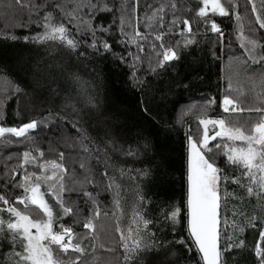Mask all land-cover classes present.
<instances>
[{"label":"snow or ice","instance_id":"obj_1","mask_svg":"<svg viewBox=\"0 0 264 264\" xmlns=\"http://www.w3.org/2000/svg\"><path fill=\"white\" fill-rule=\"evenodd\" d=\"M202 7L196 12L198 22H202L206 27L210 24V31L218 34L220 41L223 40L224 33L215 20L209 17V12L214 16L227 17L229 9L221 0H200ZM251 3V11L255 14V22L261 29H264V0H260V6L257 7L254 0H248ZM233 4V0H228ZM51 6L54 10L58 9L62 17L57 19L52 11H45L44 15L30 23L37 24L42 31L35 35L17 37L16 35H4L3 38L12 41L22 39L25 43L34 45L59 44L69 54H75L81 62H88L93 56H104L106 53H112V44L105 39V36L111 35L115 21H111L105 26L104 21H98L97 17L102 13H113L114 8L109 7L104 0H78L71 12L66 10V5L56 3L55 0H43V3H33L29 6V13L32 11L39 13L41 9ZM171 9L173 18L167 25V32L156 31L154 23H158L159 28L165 27L164 17L165 8ZM87 13L83 14V10ZM120 12L119 33L124 39L116 41L117 43L128 45L135 44L137 52H128L127 56L131 59L128 67L132 69V84L142 93L141 103L146 105L141 110L145 113L149 111L147 105L151 104L153 96L162 90L153 83L152 77L162 79L169 71H175L174 62L181 59V47L187 51L194 45H198L197 35L199 30L193 33L192 26L187 19L182 21L184 30L179 33L184 37L183 43L176 41H166V36L173 35V27L181 22V18L176 15L180 9L177 4L171 2L167 5L161 3L154 9L150 16L146 17L147 33H141L138 28L132 25L131 20L126 15V5L121 3L116 9ZM68 18V23H73L77 33L81 36L91 37L89 43L87 39H80L75 36L72 30L63 22ZM241 17L237 14L236 20L239 25ZM95 22V25H94ZM126 25L133 27L132 33H126ZM17 27H30V24H18ZM240 47L244 50L246 59L240 57H231L230 65L233 60L239 62L245 72L252 68V65H259L255 77L249 79L258 80L264 87V45H261L257 39L248 38L243 35L242 26ZM206 34V33H205ZM153 37L149 40V37ZM145 42L149 47L148 55L142 59L141 53L145 52ZM156 42H159L157 45ZM83 47V51L80 49ZM159 48V50H157ZM47 50V49H46ZM90 50V51H89ZM52 51H55L53 48ZM152 53H155L156 59H152ZM210 54L215 59V51L210 49ZM115 56L116 54L113 53ZM118 59L125 60V56L120 55ZM249 61L251 63H249ZM144 63L147 64L145 76L137 75V71ZM197 59L192 61V76L187 82L181 80L176 83L177 87L185 89L191 88L197 81L201 80L197 73ZM33 77L36 72H40L39 63H37ZM0 71H5L0 69ZM71 82L79 89V94L85 96L86 106L99 111L95 102V97L86 95L81 77L78 73H70ZM5 83L10 81L4 78ZM39 86V80H36ZM172 84H169L171 87ZM238 91L233 88L232 77H227V87L224 89L221 101L223 113H256L258 119L255 121H245L240 123L227 118L213 119L207 114L212 106L216 104L215 97L206 100L201 105H190L187 111L196 109L199 113V125L202 126V133L197 129L196 139L193 134L186 132L188 145L187 160V200H186V221L187 233L190 242L181 238L168 239V235L176 236V225L181 216V209L172 206L168 209H162L159 215L154 219H147L142 210L145 197L139 195L137 205L132 209L131 219L126 229L120 227V221L117 219L116 232L120 233L119 246L123 248L122 264H181L186 254H198L197 264H226L225 255L236 249L244 248V241L239 239V233H242L245 227H256V216L247 217L245 212L238 206H234L232 219L230 220L223 209L227 207L226 201L234 199L241 204L245 202L246 197H255L257 206L261 210V221L264 223V94L257 93L255 101L260 106L243 107V100L234 98L231 94ZM23 95L29 98L28 110H34V94L26 93L18 85L11 86V95ZM53 95H58L57 90H52ZM242 95V94H240ZM10 99L8 88L0 90V121L5 118V106ZM50 99V98H49ZM163 99V94L161 95ZM65 103L61 105V110L48 109V115L39 120L31 119L30 122L22 123L19 126L4 127L0 126V137L6 134L16 138H22L29 144L36 146L38 139L30 133L38 128L61 130L66 124H70L76 130V137H66L61 131V139L65 146L76 147L80 149V168L83 173L78 176L75 169L70 170L65 166V153L60 152L57 160L45 159V152L35 147L33 150H26L22 154V159L17 169H13L11 176L6 172L4 185L7 190L19 188L22 195L16 197L15 202H10L5 195H0V202L4 205L0 207V214L6 213L7 219L0 215V249L5 244L11 246L7 258L12 260V264H88L86 259L87 246L85 240L95 239L94 236L81 235L75 233L72 227H66L62 223L64 217H77L74 223H79L80 209L73 207L70 197L73 192H82L85 204H91L94 215L83 223V228L92 230L94 228L93 219L99 215L98 199L96 196L86 190V186L92 183V169L90 161L95 158L99 164L101 159L107 158L104 153L101 156L102 149H99L96 140L87 134L84 127L86 117L89 114L77 109L72 102L71 95L64 96ZM43 103V102H41ZM71 111H64L65 109ZM186 114V113H185ZM16 115L19 116V99H17ZM105 136H111L110 130H105ZM210 147V142L217 141ZM114 140V138H112ZM105 142L104 138H100ZM11 143V141H5ZM143 147L147 150L151 147L150 141L145 138L142 141ZM52 143L49 141V151H52ZM95 153V156L93 154ZM128 156H137L139 150L128 149L125 153ZM223 157L224 166L217 164V160ZM38 169L39 171H29L28 168ZM107 169V166H106ZM23 173L20 175V173ZM123 175V171L121 172ZM19 175V179L16 176ZM103 176H108L107 170ZM110 179L106 190L117 189L113 206L120 216L123 215V208L119 196V185ZM79 185V188L77 187ZM233 185L234 190L229 193L228 186ZM243 192L245 195H240ZM67 197V198H66ZM50 200L52 201L50 203ZM24 206L21 210L16 205ZM243 217L244 222L238 220ZM155 229L153 231L152 229ZM231 229V235L228 234ZM259 240L264 242V227L259 231ZM257 242L255 245V255L259 264H264V247ZM177 246L179 250H177ZM95 264V261L92 262Z\"/></svg>","mask_w":264,"mask_h":264},{"label":"trees","instance_id":"obj_2","mask_svg":"<svg viewBox=\"0 0 264 264\" xmlns=\"http://www.w3.org/2000/svg\"><path fill=\"white\" fill-rule=\"evenodd\" d=\"M236 6L230 8L229 16H214L209 12V17L215 20L224 33L223 40L220 41L219 35L210 31V24L206 27L202 22H198L196 12L201 6L200 0H104L109 7L114 8L113 13H102L97 17L98 21H104L105 26L111 21H115L111 35L105 36V39L112 44V53H106L104 56H93L88 62H81L75 54H69L59 44L34 45L25 43L22 39L12 41L4 39L6 35H16L24 37L35 35L42 31L35 21L44 15L45 11H52L54 17L61 19L62 14L58 9L49 6L41 9L39 13L32 11L29 13V6L33 3L40 4L43 0H0V90L8 88L9 102L5 106V118L0 121V125L19 126L22 123L30 122L31 119L39 120L43 116L48 115V109L60 111L61 105L65 103L64 96L71 95L72 102L77 109L89 114L86 117L84 127L87 134L96 140V146L102 149L101 156L107 154V158H102L97 164L95 158L90 161L92 169V183L86 186V190L91 192L98 199L99 215L95 216L93 223L95 229L105 230L106 235L102 237L104 243L99 246L97 237L90 232L95 239L85 240L87 246L86 255L97 253L101 264H122L123 248L119 246L120 233L116 232L117 219L120 221V227L126 229L132 215L133 207L137 206V198L139 195L145 197L142 209L147 219H154L159 215L162 209H168L172 206L181 209V216L178 218L176 225V236L168 235V239L179 240L181 238L190 242L187 233L186 221V200H187V154L188 145L186 132L192 133L195 123L188 119L181 120L180 112L184 105L193 99H211L215 97L216 104L212 106L208 112V116L216 119L223 117L220 107L222 101V92L227 84V76L230 73L232 80L234 78V86L236 94L234 98L243 100L242 106L252 107L260 106L255 101L256 85L258 80L249 79L255 77L259 65H252L251 74L244 76V73H237L239 67L238 62L234 60L230 65L227 59L233 57V54H244V50L240 47L238 36L242 31L243 35L248 38L257 39L261 45H264V29H261L255 22V14L251 11V3L248 0H236ZM56 3L66 5V10L71 12L78 0H55ZM95 3L96 0H93ZM174 2L180 9L176 13L181 18V22L173 27V35L166 36V41H171L174 45L176 41L183 43L184 37L179 33L184 30L182 21L187 19L192 26L193 33L199 30L197 35L198 45L192 46L191 49L185 51L180 49L181 59L174 62L175 71H169L162 79L153 80L162 92L154 94L150 105H147L149 111L143 112L141 109L146 105L141 103L142 93L138 88H134L131 80L132 69L128 67L131 59L127 56L128 52H137L135 44L117 43L116 41L124 39L119 33V17L120 12L117 11L124 3L126 5V15L131 20L132 25L138 28L141 33H147L146 17L150 16L152 11L160 6ZM257 7L260 6V0H255ZM235 8V9H234ZM87 13V9L83 10V14ZM165 27L159 28L158 23H154L153 27L156 31L167 32V25L171 22L173 14L170 8H165ZM237 14L241 17L238 22ZM63 22L72 30L73 34L80 39H87L91 42V37L81 36L77 33L73 23H68V18H64ZM18 24H30V27H17ZM95 25V22H94ZM126 33H132L133 27L126 25ZM206 33V34H205ZM153 37H149L152 40ZM157 45L159 42H156ZM55 51H52V49ZM47 49V50H46ZM210 49L215 51L219 59L213 58ZM83 51V47L80 49ZM159 50V48L157 49ZM90 51V50H89ZM113 53L116 55L114 56ZM149 53V47L145 42V52L141 53L142 59ZM125 56V60L121 61L118 56ZM197 59L196 67L199 69L198 75L202 77L191 88L177 87L176 83L187 80L192 76V61ZM246 59L245 55H242ZM152 59L155 60V53H152ZM223 59H226L223 63ZM39 63L40 72H36L35 79L33 72ZM249 63H251L249 61ZM147 64L144 63L137 71V75L144 77ZM240 70V68H239ZM241 72V71H240ZM70 73H78L81 77L83 88L86 95L95 97L99 111L86 106L85 96L79 94V89L74 85L70 78ZM234 74V75H233ZM5 77L10 83H5ZM237 77V78H236ZM39 80V86L36 80ZM172 84L169 87V84ZM18 85L24 89L26 93L34 94V110H28L29 98L23 95H11V86ZM240 87H244L241 91ZM260 92L264 89L261 85L258 87ZM52 90H57L58 95H53ZM163 94V99L161 95ZM242 94V95H240ZM50 98V99H49ZM17 99H19V116L16 115ZM43 102V103H41ZM64 111H71L65 109ZM195 115L199 116L197 112ZM232 120L233 116L230 117ZM236 121L243 123L249 121L251 117L247 111L239 116H235ZM187 120V121H186ZM235 121V120H234ZM196 125L202 133V126L199 125V119L195 121ZM105 130H110L111 136H105ZM61 131L63 135L69 138L76 137V130L70 124H66L61 130L37 129L30 135L35 136L39 144L33 146L22 138H16L8 134L0 137V195H5L10 202H15L16 197L22 195L19 188H9L6 190L4 185L8 183L5 180V173L11 176L12 170L17 169L22 159V154L26 150H33L36 154L35 147L45 152V159L57 160L60 152L65 153V166L70 170L75 169L78 176L83 173L80 168V149L76 147L65 146L61 139ZM103 137L105 142H101ZM114 138V140L112 139ZM147 138L151 143L149 149L143 147L142 141ZM52 143V151H49V141ZM11 141V143H5ZM128 149L139 150V154L135 157L126 155ZM55 153L56 156H55ZM95 156V153L93 154ZM223 160L218 161V165L223 167ZM107 166V169H106ZM29 171H39L38 169L28 168ZM107 170L108 176H103ZM123 171V175L121 172ZM23 173L21 172L20 175ZM119 185V196L123 208V215L120 216L113 206L117 189L106 190V186L110 183V179ZM19 179V175L16 176ZM79 188V185H77ZM233 185L228 186V192L234 190ZM240 195H245L240 192ZM67 198V197H66ZM73 207L78 206L80 215L79 223H74L77 217H64L62 223L66 227H72L74 230L83 231V223L94 215L92 205L85 204L82 192H73L70 197ZM52 201L50 200V203ZM227 207L223 212L229 218L232 217L234 206L240 207L247 217L256 216V227H245L244 248L236 249V264H259V260L255 255L254 246L259 240V231L263 225L260 217L261 210L257 206L255 197L245 199L241 204L234 199H228ZM4 205L0 202V207ZM21 210L23 205H16ZM6 214V213H3ZM106 216V217H103ZM239 219L241 222H244ZM87 230V229H86ZM155 231V229H152ZM88 235V234H87ZM88 235V236H91ZM260 242V241H259ZM264 247V242H260ZM180 246H177L179 250ZM230 253H227L229 255ZM92 259L93 257L90 256ZM226 259V255L224 257ZM199 260L198 254H186L185 259L181 260V264H197ZM100 261V262H101Z\"/></svg>","mask_w":264,"mask_h":264},{"label":"rangeland","instance_id":"obj_3","mask_svg":"<svg viewBox=\"0 0 264 264\" xmlns=\"http://www.w3.org/2000/svg\"><path fill=\"white\" fill-rule=\"evenodd\" d=\"M221 2L222 3H224L225 4V6L229 9V11H230V8H233L234 6H236V3H237V1L236 0H233V4H229L228 3V0H221ZM254 2H255V0H254ZM203 5H202V3H201V6L200 7H202ZM235 9V8H234ZM240 36V35H239ZM238 36V37H239ZM238 42L241 44V41H240V39H238ZM242 55H244V54H242ZM242 55L241 54H233V57H242ZM230 56H229V58L227 59V61H228V63H229V61H230ZM226 59H223V63H224V61H225ZM241 60H244L243 58H241ZM233 62H234V60H233ZM232 62V63H233ZM237 62V61H236ZM232 63H231V65H232ZM230 64V63H229ZM238 65H239V67H238V69H237V73L235 72L234 74H239V73H244L243 75L244 76H246L247 74H251L250 73V70H248L247 72H245L244 70H243V68L240 66V64H239V62H238ZM239 68H240V70H239ZM241 71V72H240ZM233 74V75H234ZM230 76V73L228 74V76L227 77H229ZM237 78V77H236ZM225 82H227V81H225ZM234 83H235V81H234V78H233V80H232V84H233V88L235 89V86H234ZM260 85V84H259ZM259 85H256V94L257 93H262V94H264V89L260 92V90L261 89H259L258 87H259ZM227 87V84L224 86V88H223V92H224V89ZM240 89H241V91H244L245 89H244V87H240ZM223 92H222V95H223ZM236 94V92L235 91H233L232 92V94L231 95H235ZM206 100L205 99H193V100H191L188 104H186V105H184L185 107H183L182 108V110H181V112H180V116L182 115L183 117L181 118L180 117V119L181 120H184V119H188V121L190 122V124L192 123V120L194 119V123H195V127H194V129H193V131H192V133L191 134H193V138L194 139H196V133H197V129L199 128V126L198 125H196V120H198L199 119V116L198 115H195L198 111L196 110V109H193L192 111H187L188 110V107L190 106V105H193V104H195V105H201V104H203L204 102H205ZM186 113V114H185ZM222 114H223V117H221V118H227V119H231L230 117H232L233 116V119L236 121V118H235V116H239V115H241L242 113H229V114H226V113H223V111H222ZM249 116L251 117V119L249 120V121H255V120H257L258 119V115L256 114V113H249ZM232 120V119H231ZM187 121V120H186ZM0 126H4V125H0ZM4 127H10V126H4ZM217 142H219V138L217 139V141H214L212 144H210V147L211 146H214V144L215 143H217ZM56 154L57 153H55V156H56ZM222 159V157H220L218 160H217V164H218V161L219 160H221ZM138 206V205H137ZM0 215H2L3 216V218L4 219H7L8 217H7V214H0ZM103 217H106V216H103ZM230 220L232 219V217L231 218H229ZM239 219H242V217H238V220ZM244 220V219H243ZM94 225H95V223H93ZM262 227H264V223H263V225L261 226V228ZM74 230V229H73ZM101 231V236H100V232L98 231V230H96L95 229V226H94V228L92 229V230H86V229H84L83 231H78V230H74V232L75 233H78V234H81V235H91L90 234V232L91 233H93L94 234V236L95 237H97V239H98V242H99V246L102 244V243H104V240L102 239V237H104L105 235H106V231L105 230H100ZM228 234L229 235H231V229H229V231H228ZM92 236V235H91ZM242 236H244V231L242 232V233H239V239H241V237ZM241 240H243V239H241ZM244 241V240H243ZM260 240H258V242H259ZM245 244V243H244ZM254 248H255V246H254ZM11 251V246H9V245H7V244H5V246H4V248H2V249H0V264H12V260H10V259H8L7 258V253L8 252H10ZM230 254L229 255H227L226 254V264H236V256H235V254H236V252H229ZM90 256H92L93 258L91 259L90 258ZM86 259H87V261H88V264H92V262L93 261H95V264H101L102 263V261L99 259V257H98V255H97V253L95 252V254H93V255H86ZM101 261V262H100Z\"/></svg>","mask_w":264,"mask_h":264},{"label":"water","instance_id":"obj_4","mask_svg":"<svg viewBox=\"0 0 264 264\" xmlns=\"http://www.w3.org/2000/svg\"><path fill=\"white\" fill-rule=\"evenodd\" d=\"M214 141L210 142V144H212ZM187 160H188V154H187Z\"/></svg>","mask_w":264,"mask_h":264}]
</instances>
